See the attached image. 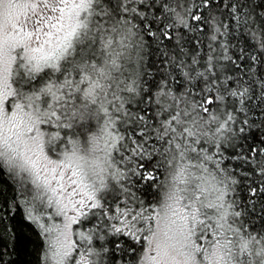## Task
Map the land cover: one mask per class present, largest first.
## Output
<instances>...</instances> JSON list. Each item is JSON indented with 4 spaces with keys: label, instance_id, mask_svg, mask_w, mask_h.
Returning a JSON list of instances; mask_svg holds the SVG:
<instances>
[{
    "label": "snow or ice",
    "instance_id": "1",
    "mask_svg": "<svg viewBox=\"0 0 264 264\" xmlns=\"http://www.w3.org/2000/svg\"><path fill=\"white\" fill-rule=\"evenodd\" d=\"M254 127L264 0H0V212L26 209L42 264H102L101 232L134 264H264Z\"/></svg>",
    "mask_w": 264,
    "mask_h": 264
},
{
    "label": "trees",
    "instance_id": "2",
    "mask_svg": "<svg viewBox=\"0 0 264 264\" xmlns=\"http://www.w3.org/2000/svg\"><path fill=\"white\" fill-rule=\"evenodd\" d=\"M259 4L260 0H255ZM259 10V9H258ZM233 43L241 46L245 45V37L237 35ZM160 53L154 48L148 49L144 57L145 65L150 70L155 71L160 67ZM254 103H259L255 101ZM258 112L259 109H256ZM260 120H257V125ZM264 133V128L254 127L248 133L249 143L254 142L253 136H260ZM136 191L135 189H133ZM153 191L145 193L143 190L136 191V195L148 201L153 199ZM18 196V185L14 180L6 174H0V206L4 203L12 202ZM0 252L3 253V260L0 264H42V255L46 248L45 239L40 234L38 226L26 218V209L21 205L14 208L11 212H0ZM250 227H255L257 230L264 228V220L261 219V210L259 204L255 212L249 214ZM99 235L104 236V239L93 240V246L97 249L103 247L108 248V252L101 257L102 264H134L132 262V253L124 255L122 251H117L113 241H119V247L126 248V238L114 237L103 232Z\"/></svg>",
    "mask_w": 264,
    "mask_h": 264
},
{
    "label": "rangeland",
    "instance_id": "3",
    "mask_svg": "<svg viewBox=\"0 0 264 264\" xmlns=\"http://www.w3.org/2000/svg\"><path fill=\"white\" fill-rule=\"evenodd\" d=\"M56 222H59L58 220Z\"/></svg>",
    "mask_w": 264,
    "mask_h": 264
}]
</instances>
